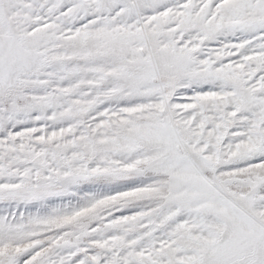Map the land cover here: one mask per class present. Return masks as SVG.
<instances>
[{
	"label": "snow or ice",
	"instance_id": "6c2138e0",
	"mask_svg": "<svg viewBox=\"0 0 264 264\" xmlns=\"http://www.w3.org/2000/svg\"><path fill=\"white\" fill-rule=\"evenodd\" d=\"M0 264H264V0H0Z\"/></svg>",
	"mask_w": 264,
	"mask_h": 264
}]
</instances>
